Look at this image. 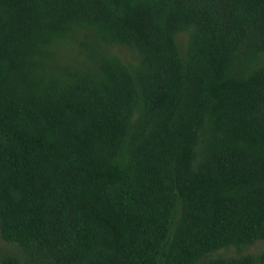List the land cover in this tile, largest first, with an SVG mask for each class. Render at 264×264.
Returning <instances> with one entry per match:
<instances>
[{
    "label": "trees",
    "instance_id": "obj_1",
    "mask_svg": "<svg viewBox=\"0 0 264 264\" xmlns=\"http://www.w3.org/2000/svg\"><path fill=\"white\" fill-rule=\"evenodd\" d=\"M0 235V264H264V0H0Z\"/></svg>",
    "mask_w": 264,
    "mask_h": 264
},
{
    "label": "rangeland",
    "instance_id": "obj_2",
    "mask_svg": "<svg viewBox=\"0 0 264 264\" xmlns=\"http://www.w3.org/2000/svg\"><path fill=\"white\" fill-rule=\"evenodd\" d=\"M14 250H15V247L10 245L9 243L5 242L0 235V253L7 252V251L11 252ZM233 250H234V248H229L228 250L222 249L219 251V253L228 255V254L232 253ZM259 251H264V240L257 241L256 243L248 246L244 250V252H248L249 254L256 253Z\"/></svg>",
    "mask_w": 264,
    "mask_h": 264
}]
</instances>
